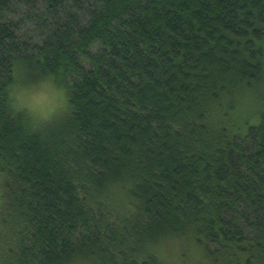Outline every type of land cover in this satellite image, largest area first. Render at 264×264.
Here are the masks:
<instances>
[{"label":"trees","instance_id":"trees-1","mask_svg":"<svg viewBox=\"0 0 264 264\" xmlns=\"http://www.w3.org/2000/svg\"><path fill=\"white\" fill-rule=\"evenodd\" d=\"M18 67L55 75L68 110L37 128L14 113ZM260 74L264 0H0V264H137L169 230L212 264H264V113L206 117ZM112 180L134 211L104 203Z\"/></svg>","mask_w":264,"mask_h":264},{"label":"clouds","instance_id":"clouds-1","mask_svg":"<svg viewBox=\"0 0 264 264\" xmlns=\"http://www.w3.org/2000/svg\"><path fill=\"white\" fill-rule=\"evenodd\" d=\"M21 71L18 67L16 82L6 89L8 104L14 113L26 112L32 128L51 122L68 110L70 105L66 90L57 83L55 75L48 73L38 81L23 84ZM260 113H264V74L252 80L250 86L245 81L229 91L221 92L206 105L207 121L212 126L242 125L248 119L252 123H259ZM131 187L130 182L108 181L102 199L114 211H134L133 198L128 191ZM143 248L144 251H138L134 257L137 264H144L149 256H155L158 264H212V258L196 243L195 234L191 230L165 231L153 239H146ZM59 264L100 262L95 256L77 252Z\"/></svg>","mask_w":264,"mask_h":264},{"label":"rangeland","instance_id":"rangeland-1","mask_svg":"<svg viewBox=\"0 0 264 264\" xmlns=\"http://www.w3.org/2000/svg\"><path fill=\"white\" fill-rule=\"evenodd\" d=\"M25 32H26L25 29H23V30H22V33L24 34V36H25ZM34 43H35V39L32 40V42L29 43V44H30V46H32V45H34Z\"/></svg>","mask_w":264,"mask_h":264}]
</instances>
